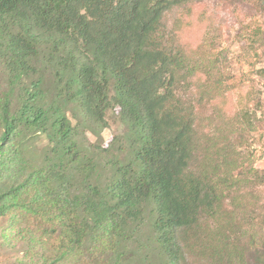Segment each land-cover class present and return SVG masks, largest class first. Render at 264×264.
Masks as SVG:
<instances>
[{
    "label": "trees",
    "instance_id": "obj_1",
    "mask_svg": "<svg viewBox=\"0 0 264 264\" xmlns=\"http://www.w3.org/2000/svg\"><path fill=\"white\" fill-rule=\"evenodd\" d=\"M204 1L0 0V245L15 264H134L147 216L167 264L182 245L215 264H264V241L250 239L248 262L235 237L249 221L240 204L217 239L203 235L224 159L177 89L202 68L205 96H222L227 78L219 59L183 53L166 18ZM113 107L119 155L84 141Z\"/></svg>",
    "mask_w": 264,
    "mask_h": 264
},
{
    "label": "rangeland",
    "instance_id": "obj_2",
    "mask_svg": "<svg viewBox=\"0 0 264 264\" xmlns=\"http://www.w3.org/2000/svg\"><path fill=\"white\" fill-rule=\"evenodd\" d=\"M166 25L167 33L175 36L183 53L196 62L204 57L219 59L227 78L223 83L227 91L222 96H205L207 76L202 68L188 85L177 90L195 108L196 129L202 141L210 138L207 144L217 150V158L221 155L224 159L223 163L219 160L217 171L222 180L218 190L223 197L216 216L203 219V235L217 239L218 231L229 227L228 214L236 204L242 205L249 221L235 237L244 233L241 244L247 248L248 262H252L258 249L255 247L263 251L260 243L264 241V0L192 2L169 13ZM3 89L5 83L0 77V92ZM106 122V127L88 124L84 141L119 155L114 138L126 130L117 107L109 110ZM153 224V218L147 216L129 248L134 264H167L157 247ZM251 238L256 239L255 247H251ZM182 252L181 264H215L193 255L184 245ZM16 257L0 245V264H15Z\"/></svg>",
    "mask_w": 264,
    "mask_h": 264
},
{
    "label": "built area",
    "instance_id": "obj_3",
    "mask_svg": "<svg viewBox=\"0 0 264 264\" xmlns=\"http://www.w3.org/2000/svg\"><path fill=\"white\" fill-rule=\"evenodd\" d=\"M263 151H264V148H263Z\"/></svg>",
    "mask_w": 264,
    "mask_h": 264
}]
</instances>
